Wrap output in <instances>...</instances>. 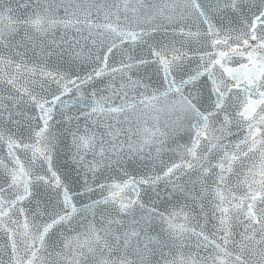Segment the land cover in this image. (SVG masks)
I'll return each instance as SVG.
<instances>
[{
	"label": "snow or ice",
	"instance_id": "6c2138e0",
	"mask_svg": "<svg viewBox=\"0 0 264 264\" xmlns=\"http://www.w3.org/2000/svg\"><path fill=\"white\" fill-rule=\"evenodd\" d=\"M0 264H264V0H0Z\"/></svg>",
	"mask_w": 264,
	"mask_h": 264
}]
</instances>
